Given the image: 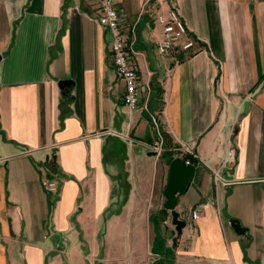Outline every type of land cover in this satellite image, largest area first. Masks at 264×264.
I'll use <instances>...</instances> for the list:
<instances>
[{"label": "crops", "instance_id": "0c3cea01", "mask_svg": "<svg viewBox=\"0 0 264 264\" xmlns=\"http://www.w3.org/2000/svg\"><path fill=\"white\" fill-rule=\"evenodd\" d=\"M115 1L139 78L134 110L93 0H0V264H264V0ZM172 4L198 41L177 62L156 50L155 15ZM60 80L72 81L68 98ZM108 136L126 144V197L119 156L104 162ZM157 140L197 159L175 246L158 216L168 162L151 154Z\"/></svg>", "mask_w": 264, "mask_h": 264}, {"label": "built area", "instance_id": "2783aa9c", "mask_svg": "<svg viewBox=\"0 0 264 264\" xmlns=\"http://www.w3.org/2000/svg\"><path fill=\"white\" fill-rule=\"evenodd\" d=\"M96 6L95 21L109 34V57L110 62L119 80L124 85L122 101L129 109L134 110L138 107L140 92L138 89V74L129 50V37L124 32V22L120 9L115 0H93ZM155 22L160 26V35L156 40V50L158 54L172 57L177 62L192 54L198 46V41L191 35L185 20L180 15L176 6L169 5L166 9L160 10L155 15ZM132 140L129 138V142ZM149 148L161 154L163 149L161 141H154L148 145ZM173 151H179L175 148ZM177 153V152H175ZM176 157V155H174ZM185 163H190L184 159ZM234 160V148L229 145L220 166L213 172L214 184H225L226 182L220 175L222 167ZM44 189L49 193L58 191V181L55 177H47L42 180ZM202 204L197 203L191 211V217L197 218L201 212ZM176 264H193L178 262Z\"/></svg>", "mask_w": 264, "mask_h": 264}, {"label": "water", "instance_id": "95a60500", "mask_svg": "<svg viewBox=\"0 0 264 264\" xmlns=\"http://www.w3.org/2000/svg\"><path fill=\"white\" fill-rule=\"evenodd\" d=\"M61 90V95L68 98L72 81L71 80H60L58 82ZM248 103H244V110L240 116L244 115L247 111ZM152 155H156V152H151ZM195 173V165L191 163H185V160L180 156L174 157L168 164V175L167 181L163 190L165 200L162 208L159 210L158 216L160 222H165L168 217L170 218L171 224L174 226V232L176 235L173 237V246L176 245V236L180 235L182 228L186 222L180 218L179 212L176 210L178 196L184 194L190 182L193 179ZM230 226L238 235H245L246 228L241 227L240 222L235 219H229ZM54 246L62 247V235L59 232H55L49 238Z\"/></svg>", "mask_w": 264, "mask_h": 264}, {"label": "trees", "instance_id": "16d2710c", "mask_svg": "<svg viewBox=\"0 0 264 264\" xmlns=\"http://www.w3.org/2000/svg\"><path fill=\"white\" fill-rule=\"evenodd\" d=\"M104 149V162L110 158V157H118L119 161H120V167H119V171L117 172V174L114 175V179L118 182H120L121 184V188L124 191V195L125 197L128 194L129 191V183L127 181V172L124 169V159H125V152H126V144H124L121 139L115 137V136H108L106 138V143L103 146ZM174 151L171 150H163L162 153L160 154L162 157H165L168 164L169 162L174 158ZM183 159H188L190 161L191 164L196 165L197 164V159L194 158L192 155L190 154H184L183 155ZM50 162V163H49ZM48 162L49 166L54 169L55 168V161L50 160Z\"/></svg>", "mask_w": 264, "mask_h": 264}, {"label": "rangeland", "instance_id": "374dc122", "mask_svg": "<svg viewBox=\"0 0 264 264\" xmlns=\"http://www.w3.org/2000/svg\"><path fill=\"white\" fill-rule=\"evenodd\" d=\"M174 152H177V151H174ZM165 228V227H164ZM122 244H124L125 245V239H123V237H122V239H120L119 240ZM168 264H169V261L167 262Z\"/></svg>", "mask_w": 264, "mask_h": 264}]
</instances>
